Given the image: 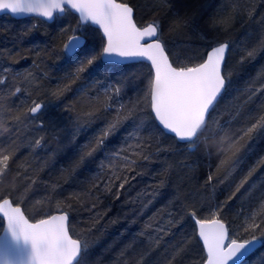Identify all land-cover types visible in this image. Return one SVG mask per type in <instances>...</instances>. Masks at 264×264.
<instances>
[{"label":"trees","instance_id":"1","mask_svg":"<svg viewBox=\"0 0 264 264\" xmlns=\"http://www.w3.org/2000/svg\"><path fill=\"white\" fill-rule=\"evenodd\" d=\"M117 1L134 9L138 26L159 22L177 64L202 62L213 46L230 45L227 88L209 121L225 135L180 144L160 131L148 96L150 67L125 65L112 75L88 65L82 52L66 55L70 31L79 34L73 14L52 24L2 16L0 197L32 221L66 213L72 236L87 245L82 264H203L195 219L220 220L238 239L250 238L249 224L264 225V0ZM58 19L75 25L62 30ZM234 45L242 52L230 68ZM30 79L38 87L25 90ZM111 82L119 99L101 91ZM37 103L43 110L33 115ZM69 117L88 126L77 143H55L51 154L38 149L34 155L44 160L37 159L50 164L46 171L28 164V141ZM229 138L239 152L227 150ZM262 262L264 246L244 264Z\"/></svg>","mask_w":264,"mask_h":264},{"label":"snow or ice","instance_id":"2","mask_svg":"<svg viewBox=\"0 0 264 264\" xmlns=\"http://www.w3.org/2000/svg\"><path fill=\"white\" fill-rule=\"evenodd\" d=\"M66 6L79 14L82 25L76 30L79 34L72 36L65 45L66 55L71 57L82 52L88 65L96 64L99 72L112 75L119 73L126 61L146 60L151 70L148 96L160 131L191 144L225 135L224 126L213 129L209 121L210 112L226 84L222 75L226 44L213 47L202 62L189 60L187 64H177L170 57L159 22L138 26L134 10L127 3L117 0H0V11L13 15L38 14L49 19L57 12H65ZM97 32L99 45L96 44ZM41 107L37 103L30 111L35 114ZM217 147H224V142ZM206 150L211 154L214 148ZM227 150L240 151L237 142L230 138ZM7 160L5 156L4 162ZM0 200V216L6 219L7 238L15 244H30L29 264H82L87 245L70 238L66 215L30 223L19 206H13L12 201L3 197ZM195 224L199 226V237L206 247V264H244L258 245L264 246V225L261 224H249L245 231L250 238L243 239L230 236L220 220L213 219L209 223L206 219H195ZM258 230L259 236L256 235Z\"/></svg>","mask_w":264,"mask_h":264},{"label":"rangeland","instance_id":"3","mask_svg":"<svg viewBox=\"0 0 264 264\" xmlns=\"http://www.w3.org/2000/svg\"><path fill=\"white\" fill-rule=\"evenodd\" d=\"M77 24L80 27H82V25L79 24L78 19H76V30L78 29ZM57 25H59L62 30H64V29L66 30V29H70L71 27H74L75 23H73V22H70V23L62 22L61 23V20L58 19L57 20ZM74 33H75V31L71 30L70 31V36H74L75 35ZM169 47L171 49L173 48V50H174L173 53H175L176 56H180V50H178L179 52H175L174 43L170 42ZM241 52H242V47L237 46V45H234L233 46L232 52H231L230 58H229V66H230V64L231 65L232 64H234V65L238 64V62L240 60V58H239L240 55L239 54H241ZM228 55H229V53H228ZM237 67H238V65H236V68ZM230 68H231V66H230ZM229 74L232 76V74L230 72H229ZM114 86H116V84L114 82H111V83H109L107 85V87H101V91L106 92V93H109L107 95L108 97L111 96V98H118L119 99L120 93H121V89L118 87V88H116V90H113L112 88H114ZM37 87L38 86L36 85V80L35 79H32V80L30 79L28 82H24L23 83V88H25V90H28V89L34 90V88H37ZM34 106L35 105H33L32 107H34ZM41 110H43L42 107L35 114H38ZM30 113H31V111H30ZM35 114H33V115H35ZM72 117H73V115H72ZM37 118H39V117H37ZM65 120H67V119H65ZM65 120L62 121V123H59V125L62 126V127H60V126L57 127L60 131H58V129L55 130V129L50 128V127H48L49 129L47 127H43L40 130H47V132L44 133L46 135L41 134V132H38V133L36 132L35 133V137L32 140L28 141V143L26 144L27 145L26 146V150H28V151L31 152V155L28 158V160H29L28 164H30L32 162L35 165L37 164L38 166L41 164V166H43L42 170L43 171H46L50 167V164L47 163V162L46 163H42L41 160H44V158L43 157H37L36 155H34L35 152H37L38 149L42 148L45 151L47 150V153H50L51 154V152H53V148H54L53 145L55 143H59L61 141H63V144H66V146H69L71 143H74L75 144V143H77L79 134L80 133H84L86 131V129L88 128L87 125L86 126H84V125L83 126H81V125L79 126L77 124L76 119H74L73 122H72V120H70V117H69V120L70 121L69 120L68 121H65ZM34 121H35V117H34L32 123ZM76 130H79L80 132L75 134V131ZM37 141H39V144H37ZM37 158H40L41 160H39ZM123 159L126 160V158H123ZM125 160L124 161H121L120 163L126 162ZM115 163H116L115 160L113 161V158H111L109 164H115ZM37 205L38 206H41V203L40 204L38 203Z\"/></svg>","mask_w":264,"mask_h":264},{"label":"water","instance_id":"4","mask_svg":"<svg viewBox=\"0 0 264 264\" xmlns=\"http://www.w3.org/2000/svg\"><path fill=\"white\" fill-rule=\"evenodd\" d=\"M118 3H121L119 1H117ZM129 5V4H128ZM130 6V5H129ZM134 10V9H133ZM69 12L71 14H73L74 16H76L78 18L79 14L75 12V10H72L70 8H68L66 6V9H65V12L63 13H55L54 14V17L49 19V18H45V17H42L38 14H19V15H13L7 11H0V17L2 16H9L10 18L14 19V20H17V21H20V20H24V19H28V18H36V19H39V20H42L48 24H52L55 20H56V17H62L66 14V12ZM134 20H135V11H134ZM136 22V20H135ZM80 23V22H79ZM71 38V37H70ZM69 38V39H70ZM68 39V41H69ZM67 41V42H68ZM67 44V43H66ZM220 44H226L227 45V48L225 50V59L224 61L222 62V75L224 76V69H225V66H226V62H227V57H228V53H229V50H230V45L228 43H220ZM220 44L218 45H215L214 47H218L220 46ZM213 48V47H212ZM211 48V49H212ZM211 49H209L206 53V56L204 59H206L207 57V54L211 51ZM78 53V52H77ZM145 64V65H148L150 67V64L149 62H147L146 60H142V59H139V60H130V61H126L123 63L122 66H125V65H130V64ZM225 78V77H224ZM226 80V79H225ZM227 88V82L225 84V88L224 90L218 95V98H217V101L215 102V106L216 104L218 103V101L220 100V98L223 96L225 90ZM215 108V107H214ZM212 112V111H211ZM210 112V114H211ZM152 113V111H151ZM153 117H154V114L152 113ZM155 120V119H154ZM156 124L158 125V122L155 120ZM164 132V131H163ZM166 135H169L173 138L176 139V141L180 144H189V143H186V142H182L181 140H179V138L175 137L174 134H169L167 132H164ZM8 199V198H7ZM11 201V199H9ZM0 203H2V200L0 201ZM13 206H17L13 203ZM21 208V211L23 213V215L25 216L26 219H28V221L30 223H38L40 220H44V219H49L51 216H58V215H66L67 216V220H66V227H67V230H68V233H69V236L70 238L72 239H76L72 236L71 232H70V229H69V223H70V220H69V217L66 213H57V214H52L48 217H45L43 219H40V220H37V221H32L28 218V216L25 214L24 212V209L19 206ZM0 219L3 221V228H2V231L0 232V261L3 262V264H29V260H30V256H31V246L30 244H24V243H20V244H15L14 242H12L10 239L7 238V233H6V229H7V224H6V219H4L2 216H0ZM209 223L211 221H208ZM222 222V221H220ZM224 223V222H222ZM225 227L227 228L226 224L224 223ZM195 227H196V232H197V237H198V240L200 241L202 247H203V250L205 252V255L207 257V251H206V247L204 246L203 244V241H202V238L199 237V226L197 224H195ZM228 229V228H227ZM78 240V239H76ZM80 241V240H79ZM261 246L258 245L255 252L260 248ZM203 264H206V261L203 263Z\"/></svg>","mask_w":264,"mask_h":264},{"label":"bare ground","instance_id":"5","mask_svg":"<svg viewBox=\"0 0 264 264\" xmlns=\"http://www.w3.org/2000/svg\"><path fill=\"white\" fill-rule=\"evenodd\" d=\"M72 37V36H71ZM214 47V46H213ZM211 49V48H210ZM75 56V55H74ZM7 199V198H6Z\"/></svg>","mask_w":264,"mask_h":264}]
</instances>
